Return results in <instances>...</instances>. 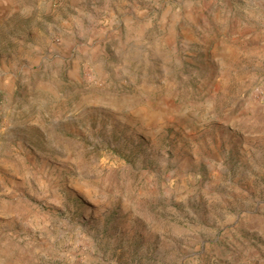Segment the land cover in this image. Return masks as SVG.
<instances>
[{
	"label": "rangeland",
	"instance_id": "1",
	"mask_svg": "<svg viewBox=\"0 0 264 264\" xmlns=\"http://www.w3.org/2000/svg\"><path fill=\"white\" fill-rule=\"evenodd\" d=\"M0 264H264V0H0Z\"/></svg>",
	"mask_w": 264,
	"mask_h": 264
}]
</instances>
